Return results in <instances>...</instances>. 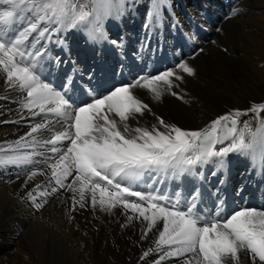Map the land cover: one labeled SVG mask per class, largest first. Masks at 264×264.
<instances>
[{"label":"snow or ice","instance_id":"1","mask_svg":"<svg viewBox=\"0 0 264 264\" xmlns=\"http://www.w3.org/2000/svg\"><path fill=\"white\" fill-rule=\"evenodd\" d=\"M164 3L165 0H151V19L159 21ZM0 5L10 6L0 10V73L6 77L4 84L26 94L21 110H26L33 120L41 117L39 122L30 124L24 137L0 145V153H12L0 155V166L28 165L34 162V156L42 157L36 163L51 169L54 185H50V191H40L41 185H37L33 192L47 197L61 188L71 191L73 211L77 204L86 207V193L90 194L93 208L99 206L101 211L111 213L122 207L126 215L130 211L147 222L142 238L162 221L155 248L143 253L145 257L153 251L162 253L155 264L174 257L184 258L180 264H241L240 252L249 256L251 264H264V209L243 208L225 216L222 200L213 205L212 212L198 207L205 197L195 180L186 179L181 190L171 194L159 187L141 191L138 183L145 174L153 181L161 177L179 181L185 174L202 176L196 171L198 166L232 152L264 161V120H260L255 131L247 124L239 130L241 113L237 110L200 131L182 130L159 117L158 125L151 129L130 127L129 119H135L136 114L142 116L148 109L132 89H147L158 100L164 91L173 88V77L183 79L178 71L195 75L187 62L181 61L175 69L155 76L138 77L130 85L116 87L80 104L42 78L47 44L56 33L80 30L84 24L91 26L86 29L89 39H95L101 30L99 22L111 9L109 0H0ZM56 42L61 41L57 38ZM55 63H60L58 56ZM250 111L259 116L264 104H254ZM56 125L60 127L57 129ZM45 129L52 133L50 138L41 140L34 135ZM226 140L231 142L217 150L216 145H223ZM37 147L45 151L37 152ZM29 148L31 152L21 151ZM219 163L223 165L224 160ZM73 173L71 183H66ZM38 174L45 172L32 170L28 180ZM33 192L28 193V198L38 211L47 199L37 202ZM132 219L128 216L129 221Z\"/></svg>","mask_w":264,"mask_h":264},{"label":"bare ground","instance_id":"2","mask_svg":"<svg viewBox=\"0 0 264 264\" xmlns=\"http://www.w3.org/2000/svg\"><path fill=\"white\" fill-rule=\"evenodd\" d=\"M178 1L186 2V0ZM199 2L201 4L194 3L195 7L198 8V14H204L207 7L202 0ZM228 2L231 8L222 10V19L228 12V16H235V12L239 13L237 9L241 6L231 0ZM109 3L111 9L99 22L98 27L101 30L95 39H89L86 29H90L91 26L88 24L81 25L80 30H62L54 35L52 42L47 44V59L43 65L42 78L46 82L64 92V88L69 86L74 78H81L82 84L75 82L79 94L76 101L80 104L91 102L94 97L103 96L116 87L132 84L119 79V72L124 66L127 76L131 78L129 80L162 73L165 70L163 67L165 61L161 60V57H164L169 49L172 60L182 56L181 60H176L169 69H175L181 61L187 62L193 68L194 62L197 66V74L192 76H202L201 78L206 80L204 81L206 87L194 86L188 76L186 79L189 83L186 87L184 73L178 71V75L183 79L176 80L173 77L172 80L175 81L173 88L171 91H164L158 100L147 89L134 88L139 91H132L133 95L150 110L146 109L142 116L136 114L135 119H129L130 127L151 129L154 124L158 125L157 117H159L165 123L175 125L182 130L200 131L217 118L238 110L241 115L238 118L237 128L242 130L247 124L253 131L257 129L260 120H264V112L257 116L250 109L254 104H264V98L258 99L254 94H246L238 103L234 101L233 96L238 95L237 88L234 86L235 80L241 81L242 78L241 75L238 76L233 72V68L239 65L233 59H216L215 65L218 70L208 71L209 74H207L204 63L208 61L206 59L210 51L208 46L194 43L192 50H187L179 42L178 32L176 29L173 30V24L168 16L163 21L167 10L172 13L175 10L168 0L163 4L164 6L162 5L167 10L161 7L159 21L150 18L151 3H147L148 8L144 16H141L143 7L141 4L145 7V3L141 0H109ZM188 5L190 4L184 7L189 15L186 21L191 18L192 13H195H189ZM197 5L202 7L199 8ZM9 7L0 5V10ZM155 23L158 25L162 23L165 26L167 36L173 30L172 37L167 41L164 40L165 42L161 38L157 40L153 32ZM175 27L178 28V25ZM194 29L199 35L211 38L213 29L211 22ZM237 31L241 35V27ZM242 32L246 37L245 30ZM187 34L190 36V33ZM57 38L61 41L60 43L56 42ZM200 49L203 51H199ZM115 52H117L116 57H114ZM57 56L60 58L59 64L55 63ZM151 64L155 66L152 75H149L148 68ZM5 78L0 73V145L12 144L24 137L30 131V124L39 122L41 119L37 116L33 120L26 110H21L23 95L26 94L6 88ZM91 85L96 92L91 90ZM171 92H175L176 95H172ZM199 102L202 104L201 109L198 108ZM199 116L201 117L198 118ZM116 119L119 118L116 117ZM59 127L56 125L57 129ZM34 135L43 140L50 138L52 133L45 129ZM230 142L226 140L223 145L217 144V150ZM67 143V141L64 142L65 145ZM45 147L50 148L51 145ZM21 151L31 152L32 149ZM36 151L42 152L45 148L37 147ZM11 154L8 151L0 153L4 156ZM42 159L40 156H34L32 164L0 166V174L4 176L3 180L0 179L2 206L16 222L28 229L34 246L37 242L44 246L46 253L43 255L38 253L41 250L40 247V250L36 252L37 257H40L39 262L43 260V264H74L76 259L89 255L90 252L93 258L102 264H113L115 261L117 264H155L162 253L153 251L147 257L143 253L150 248H155V241L159 231L162 230V221L148 232L146 238H142L147 222H144L142 218H136L130 211L126 215L122 207L112 209L111 213L101 211L99 206L93 208L90 194L86 193V207L81 208L77 204L73 211V199L65 195L64 188L47 197L39 196L38 192H33L37 185H41L40 191L45 188L50 191V185H54L51 169L43 163H36ZM220 159L224 160L223 165L219 163ZM37 169L43 170L45 175L38 174L28 180L31 171ZM196 171L202 173V176L190 177L185 174L179 181L171 177L167 179L161 177L160 180L153 181L149 174H145L138 181L141 185L139 190L150 191L153 187H159L161 191L171 194L173 191L181 190L180 186L184 185L186 179L195 180L205 197L203 205L198 207H204L206 211H214L213 205L219 200L223 201L225 216L243 208L264 209V161L260 159L253 161L249 154L232 152L223 158L213 157L207 164L198 166ZM74 175L75 173L68 177L66 183H71ZM29 192H33L37 202L47 199V203L37 211L28 198ZM135 199L137 198L131 197L130 200ZM128 216H133V219L129 221ZM102 256H107L110 261L107 262ZM239 256L241 264H251L249 256L244 252H240ZM182 259L184 258L174 257L161 261V264H180Z\"/></svg>","mask_w":264,"mask_h":264},{"label":"rangeland","instance_id":"3","mask_svg":"<svg viewBox=\"0 0 264 264\" xmlns=\"http://www.w3.org/2000/svg\"><path fill=\"white\" fill-rule=\"evenodd\" d=\"M145 3L141 6L142 12L141 16L146 15V10L148 8L147 3H151V0H141ZM167 1V0H166ZM165 1V2H166ZM171 4V7L175 10L172 12H168L166 8L163 6L162 9H166L165 15L163 17V21L165 18L171 20V24H173L174 29L177 30L178 35H181V31L187 29V21L186 17L189 16L184 10L186 4L188 5L189 13H192V18H196L202 23L207 20H211L212 17H216L220 15V11L225 9L223 5L226 4L225 10H230L231 5L229 6L228 0H215L213 2L219 1L216 6L210 5L212 1L210 0H202L208 9L212 8V11L208 12V15L198 14V8L195 7L196 4L200 3L199 0H186V2L182 1L183 3H178V0H168ZM230 1V0H229ZM235 3H238L241 7L237 9L235 12V16H228L229 12L226 13V17L224 19L215 23V25H211L212 35H211V42L208 46L209 52L207 54L208 61L204 63V68L210 72H215L218 70L217 66L215 65L216 59H233L238 62V66L233 68V72L236 73L238 76L241 75V81L235 80L234 86L237 88V94L234 95L233 99L235 102H239L241 97H245V95L254 94L256 95L255 98L263 99L264 96V0H234ZM201 4V3H200ZM138 6V5H137ZM201 8V5H197ZM222 8V9H221ZM196 9V10H195ZM206 8L207 12L208 10ZM170 10V9H169ZM138 13V11L136 10ZM135 13V14H137ZM222 13V11H221ZM181 14V15H180ZM198 14V15H197ZM180 15V16H179ZM206 16V17H203ZM214 17V19H215ZM202 18V19H201ZM220 18V17H219ZM195 19V20H196ZM181 21L183 22V27H181ZM212 23V22H211ZM220 23V24H219ZM156 25V26H155ZM178 25V28L175 26ZM180 25V26H179ZM163 26V27H162ZM186 26V27H185ZM154 27V34L157 40L160 38L164 40H169L172 37V32L169 36H167L165 31V26L162 23H155ZM241 27V35L239 30ZM219 29V30H218ZM242 30H245L246 37L243 35ZM117 31V30H115ZM156 32V33H155ZM187 33V32H185ZM230 33V34H229ZM238 33V34H237ZM163 35V36H162ZM176 35V34H175ZM215 37H214V36ZM236 35V36H235ZM249 35V36H248ZM177 36V35H176ZM235 36V37H234ZM163 37V38H162ZM179 37V36H177ZM165 42V41H164ZM180 42V37H179ZM178 45H176L177 47ZM181 48V46H179ZM172 49V48H171ZM169 50V49H168ZM169 52H171L169 50ZM196 52V51H195ZM117 52L114 53V57H116ZM213 61V62H212ZM212 62V63H210ZM194 66L193 69L195 74H197V66L193 62ZM206 74V75H207ZM188 76L189 81L193 83L196 87H206L204 84L205 79L201 78L202 76L193 77L189 76L184 73V84L188 87V80L186 79ZM208 76V75H207ZM200 78V79H198ZM139 91L138 89H132V91ZM218 91L220 89L217 88ZM262 96V97H260ZM201 102L198 103V108L201 109ZM199 116L198 118H200ZM0 179L3 180L4 176L0 174ZM65 195L68 196L69 199H72L73 194L71 191H68ZM0 264H43L39 262V258L36 255L38 252L41 255L46 253L44 246L40 243L34 246L32 244V237L31 233L27 231V228H23L21 223L15 221V219L10 216L7 210H4L2 206V198L0 197ZM5 212V213H4ZM15 222V223H14ZM9 224V225H8ZM15 226V227H14ZM31 242V243H30ZM41 245V246H40ZM38 246V247H37ZM37 247V248H36ZM40 247V248H39ZM93 254L89 252V255H83L82 258L76 259L74 264H102L101 262H97L93 256ZM105 258L106 261H110L107 256H102ZM87 261V262H86ZM113 264H117L116 261Z\"/></svg>","mask_w":264,"mask_h":264}]
</instances>
